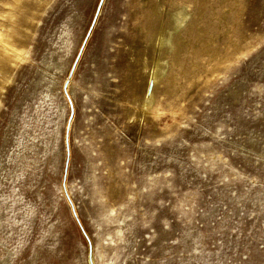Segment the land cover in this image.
<instances>
[{
  "label": "rangeland",
  "instance_id": "1",
  "mask_svg": "<svg viewBox=\"0 0 264 264\" xmlns=\"http://www.w3.org/2000/svg\"><path fill=\"white\" fill-rule=\"evenodd\" d=\"M0 264H264V0H0Z\"/></svg>",
  "mask_w": 264,
  "mask_h": 264
},
{
  "label": "water",
  "instance_id": "2",
  "mask_svg": "<svg viewBox=\"0 0 264 264\" xmlns=\"http://www.w3.org/2000/svg\"><path fill=\"white\" fill-rule=\"evenodd\" d=\"M69 125H70V124H69ZM66 144H67V150H68V145H69V133H68V132H67V134H66ZM63 185H64V188H65L66 184L63 183ZM71 206H72L73 213H74L75 215H77L74 204H71Z\"/></svg>",
  "mask_w": 264,
  "mask_h": 264
},
{
  "label": "bare ground",
  "instance_id": "3",
  "mask_svg": "<svg viewBox=\"0 0 264 264\" xmlns=\"http://www.w3.org/2000/svg\"><path fill=\"white\" fill-rule=\"evenodd\" d=\"M180 23L182 22V20L181 21H179Z\"/></svg>",
  "mask_w": 264,
  "mask_h": 264
}]
</instances>
